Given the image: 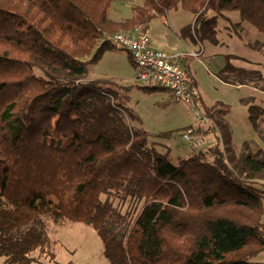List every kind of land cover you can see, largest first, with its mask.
I'll use <instances>...</instances> for the list:
<instances>
[{
  "label": "trees",
  "instance_id": "trees-1",
  "mask_svg": "<svg viewBox=\"0 0 264 264\" xmlns=\"http://www.w3.org/2000/svg\"><path fill=\"white\" fill-rule=\"evenodd\" d=\"M113 1L0 0V256L54 259L47 218L91 226L110 264H264L252 261L264 253L262 151L236 153L228 125L206 111L221 146L173 163L131 125L112 80L86 77L113 47L99 44L107 33H145L177 7L196 40H214L226 10L264 33V0H142L119 21L106 15ZM216 76L264 89L259 71L230 62ZM134 86L164 89L124 87ZM248 112L254 124L264 116L257 104Z\"/></svg>",
  "mask_w": 264,
  "mask_h": 264
},
{
  "label": "rangeland",
  "instance_id": "rangeland-1",
  "mask_svg": "<svg viewBox=\"0 0 264 264\" xmlns=\"http://www.w3.org/2000/svg\"><path fill=\"white\" fill-rule=\"evenodd\" d=\"M142 0H114L106 15L113 20H122L132 15V7ZM193 16L180 7L171 8L163 15H155L148 24V34L156 47L167 54H184L177 61L191 72L201 95L197 100L199 111H208L228 125L231 143L236 153L259 148L264 156V116L258 123L249 117L252 104L264 108V89L250 85H234L221 81L217 70L225 63L256 70L264 77V33L248 21L241 19L237 10H226L217 16L215 39H194L189 30ZM146 32V31H145ZM202 49L199 57L191 50ZM187 70V71H188ZM189 72V73H190ZM136 67L129 58V52L113 45L106 49L92 63L87 65L88 79H110L116 100L126 110L134 113L130 123L149 134V141L160 151L167 150L173 163L191 155V148L181 137V131L197 126L191 105L176 100L165 89L145 91L135 83ZM207 148L217 140L212 131L204 133ZM221 146V138H218ZM45 227L55 242V257H42L40 262L30 264H110L102 254V242L96 231L89 225L65 220L54 225L45 218ZM252 261L264 263V253ZM0 264L4 262L0 256Z\"/></svg>",
  "mask_w": 264,
  "mask_h": 264
},
{
  "label": "built area",
  "instance_id": "built-area-1",
  "mask_svg": "<svg viewBox=\"0 0 264 264\" xmlns=\"http://www.w3.org/2000/svg\"><path fill=\"white\" fill-rule=\"evenodd\" d=\"M108 42L126 49L136 67V83L147 87H161L168 90L176 100L191 105L197 126H189L181 131V137L191 148L197 150L206 144L204 133L215 127L214 119L199 111L200 97L192 75L177 61L184 54H167L150 46L146 33L130 35L124 32L107 33L99 44ZM202 49L191 50V55L199 57Z\"/></svg>",
  "mask_w": 264,
  "mask_h": 264
},
{
  "label": "crops",
  "instance_id": "crops-1",
  "mask_svg": "<svg viewBox=\"0 0 264 264\" xmlns=\"http://www.w3.org/2000/svg\"><path fill=\"white\" fill-rule=\"evenodd\" d=\"M108 19H110V20H112V21H116V20H113L112 18H108ZM117 21H119V20H117ZM148 36H149V34H148V31L146 30V32H145ZM149 40H150V46L151 47H153V48H155V49H158V48H156V47H161L158 43H155V42H153V40L151 39V37L149 36ZM194 50V49H193ZM188 68V67H187ZM186 68V69H187ZM188 70V69H187ZM189 71V70H188ZM190 72V71H189ZM190 74H191V72H190ZM194 80V79H193ZM194 82H195V80H194ZM195 85L197 86V84H196V82H195ZM200 100H201V95H200V98H199ZM205 113V112H204ZM210 113V112H209ZM206 114V113H205ZM207 116H209L208 114H206ZM210 117V116H209ZM212 118V117H211ZM213 130H214V132L216 131V126L215 127H213ZM213 130H212V128L209 130V131H212V133H213ZM208 131V132H209Z\"/></svg>",
  "mask_w": 264,
  "mask_h": 264
},
{
  "label": "bare ground",
  "instance_id": "bare-ground-1",
  "mask_svg": "<svg viewBox=\"0 0 264 264\" xmlns=\"http://www.w3.org/2000/svg\"><path fill=\"white\" fill-rule=\"evenodd\" d=\"M198 88V87H197ZM200 93V92H199ZM200 98V97H199ZM199 100V99H198Z\"/></svg>",
  "mask_w": 264,
  "mask_h": 264
}]
</instances>
